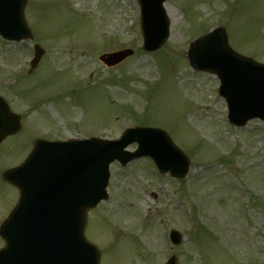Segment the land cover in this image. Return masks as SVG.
Listing matches in <instances>:
<instances>
[{"label": "rangeland", "instance_id": "rangeland-1", "mask_svg": "<svg viewBox=\"0 0 264 264\" xmlns=\"http://www.w3.org/2000/svg\"><path fill=\"white\" fill-rule=\"evenodd\" d=\"M165 5L170 34L149 53L140 48L136 0H28L33 39L0 38V95L24 125L3 141L0 173L23 160L34 134L114 138L150 120L190 158V171L177 180L147 158L111 165L109 198L89 211L85 230L101 264H161L173 253L178 264H264L261 121L229 125L217 78L192 70L185 54L200 31L223 24L234 49L264 62V0ZM34 42L45 54L29 73ZM126 47L133 54L115 66L98 58ZM16 198L0 180V220ZM172 228L183 236L178 245L168 239Z\"/></svg>", "mask_w": 264, "mask_h": 264}, {"label": "water", "instance_id": "water-1", "mask_svg": "<svg viewBox=\"0 0 264 264\" xmlns=\"http://www.w3.org/2000/svg\"><path fill=\"white\" fill-rule=\"evenodd\" d=\"M25 2L0 0V34L3 37L14 40L31 37L23 18ZM161 2L152 3L143 19L145 48L154 49L165 39V35L157 34L153 41L146 42L150 37L148 25L162 12ZM166 28L163 16L161 29L165 34ZM41 52L37 48L33 65ZM130 53L116 52L101 59L114 64ZM188 57L193 67L212 70L219 76V91L227 100L231 123L243 125L249 118L257 116L264 122V65L231 50L222 28L192 43ZM0 103L5 113L2 115L0 110V123H3L6 116H14L7 113L5 104ZM14 128L6 129L5 133ZM133 139L140 144L141 152H148L152 147L150 153L160 170H169L178 177L185 175L187 159L170 140L167 146L166 138L159 137L155 131L127 133L118 141L97 138L36 140L25 162L3 175L18 187L20 197L0 228L5 240V247L0 250V264H100L99 252L83 234L86 210L107 197L109 163L117 158L125 164L132 155L122 150ZM170 237L175 243L180 239L176 231H172ZM166 264H174V259H169Z\"/></svg>", "mask_w": 264, "mask_h": 264}, {"label": "bare ground", "instance_id": "bare-ground-1", "mask_svg": "<svg viewBox=\"0 0 264 264\" xmlns=\"http://www.w3.org/2000/svg\"><path fill=\"white\" fill-rule=\"evenodd\" d=\"M167 10L169 11V9L167 8Z\"/></svg>", "mask_w": 264, "mask_h": 264}]
</instances>
